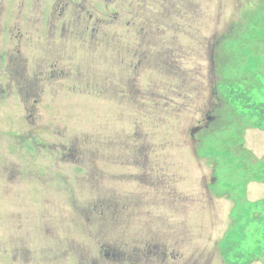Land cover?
Wrapping results in <instances>:
<instances>
[{
	"label": "rangeland",
	"instance_id": "rangeland-1",
	"mask_svg": "<svg viewBox=\"0 0 264 264\" xmlns=\"http://www.w3.org/2000/svg\"><path fill=\"white\" fill-rule=\"evenodd\" d=\"M77 1L0 0V234L30 247L31 206L43 245L74 250L38 264H111L113 240L171 246L165 264H264V126L250 108L264 105V0ZM22 67L41 83V135L12 94ZM14 161L24 175L5 195ZM67 194L84 200L75 215L42 201ZM41 214L62 225L43 230Z\"/></svg>",
	"mask_w": 264,
	"mask_h": 264
},
{
	"label": "flooded vegetation",
	"instance_id": "flooded-vegetation-1",
	"mask_svg": "<svg viewBox=\"0 0 264 264\" xmlns=\"http://www.w3.org/2000/svg\"><path fill=\"white\" fill-rule=\"evenodd\" d=\"M14 2V0H10ZM82 0H78L74 3H79ZM82 11H85V8L80 5L79 6ZM91 19L94 18L93 15H89ZM116 19H118L116 17ZM137 18H134L133 22L136 23ZM100 20L97 19L96 22ZM111 24H116L115 21L111 22ZM134 63H141V60H135ZM27 65H25L26 67ZM22 67L16 69L11 72V77L13 79L12 83V94L19 99L28 103L26 106V111L29 112L33 120H29V116L26 117V121L28 123V131L32 132L33 136L41 135L46 132L45 126L38 125L37 121L41 120L40 112H38L37 103L38 100H34L35 96L40 95V91H37L35 88H40V80L31 82V80L27 77L26 68ZM41 89V88H40ZM133 89L139 91L141 89L138 77L133 78ZM131 95V94H129ZM150 97H146L145 100L148 101ZM39 134H36V132ZM20 137V133L16 134V138ZM34 144H30L27 146H23L27 149L36 150L37 141H33ZM21 149V146L18 145ZM1 154L5 157V160L15 157V152L11 150H2ZM18 162H5L2 167V176L4 177V184H7L6 189L4 190L5 195H9L13 192L12 185L18 183V177H21L22 172L18 166ZM148 162L144 163V168H147ZM28 173H26L29 178H32L31 168H27ZM164 182V179L161 181ZM66 184V180H65ZM70 200V201H69ZM44 204H50L53 207H58L61 210L67 209L69 207L70 211L75 215L78 213V208L83 207L84 200H78L75 196L72 195L71 198L68 197L65 200H57L54 198H48L42 200ZM99 207L105 211V215L108 212H113V205L109 204L106 200H97L95 199L94 209L99 211ZM93 209V211H94ZM30 216L28 222L21 224L20 229L22 232H25L30 240L31 246L24 249L20 248V235L17 240L14 241L10 237H5L3 233L0 234V264H38L39 262L51 260L55 261L60 256L64 258L66 255H70L73 253V248L68 247L65 248L67 238L62 240L61 246L59 249V245L56 244L52 246L50 243L43 245L40 236L37 234V223L36 216L33 214L31 206L26 208L24 211ZM104 214L102 216H105ZM46 215L41 214V219L43 220L42 229H48L50 227H57L58 225H62V218L59 219V223L56 220H52L50 217L46 220L44 217ZM105 217H102L104 219ZM113 219H110V223L113 222ZM111 238V237H110ZM112 239V238H111ZM113 240V239H112ZM115 245H119V247H110L107 251L109 257V263L111 264H165V260L167 257L171 256L172 253H166V246L164 244L159 245L155 240L151 241H137L134 246L127 244L125 242H116L113 240ZM43 245V246H42ZM55 247V249L53 248ZM118 251H117V250ZM90 254L93 255L94 252L92 249L89 250ZM174 252V251H173ZM40 257V258H38ZM47 257V259H46ZM102 259V258H101ZM98 264H106L102 260H98Z\"/></svg>",
	"mask_w": 264,
	"mask_h": 264
},
{
	"label": "trees",
	"instance_id": "trees-1",
	"mask_svg": "<svg viewBox=\"0 0 264 264\" xmlns=\"http://www.w3.org/2000/svg\"><path fill=\"white\" fill-rule=\"evenodd\" d=\"M250 108L255 109V111L257 113L259 112L260 116H259V124L258 125L264 126V105H258L256 103H254ZM251 261H252L251 259H248L246 261V263L251 264Z\"/></svg>",
	"mask_w": 264,
	"mask_h": 264
}]
</instances>
